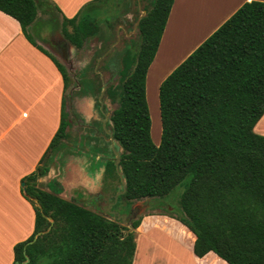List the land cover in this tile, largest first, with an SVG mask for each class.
Masks as SVG:
<instances>
[{
  "label": "trees",
  "instance_id": "16d2710c",
  "mask_svg": "<svg viewBox=\"0 0 264 264\" xmlns=\"http://www.w3.org/2000/svg\"><path fill=\"white\" fill-rule=\"evenodd\" d=\"M99 1L62 19L66 39L71 38L67 27L79 39L90 36L100 14ZM150 2L151 8L137 21L141 43L136 57L124 51L119 83L106 88V96L117 100L105 124L113 148L108 142L105 159L99 154L96 162L91 159L93 168H103L104 181L119 182L109 210L124 203L118 215L129 220L138 212L132 202L162 198L188 177L180 212L168 217L194 235V255L213 252L227 264H264V136L253 131L264 115V3H244L161 82V135L155 145L145 78L173 0ZM54 8L48 0H0V12L18 22L33 46L28 30L43 24L55 28ZM39 13L48 18L38 19ZM55 64L65 90L66 70ZM67 126L62 109L60 126L39 166L24 178L25 196L30 200L29 190L40 208L30 200L34 232L14 246L13 264H132L134 231L141 218L131 222L134 230L128 233V227L60 197L56 180V196L31 185L38 174L48 172L41 164L48 154L52 160L59 153Z\"/></svg>",
  "mask_w": 264,
  "mask_h": 264
},
{
  "label": "crops",
  "instance_id": "0c3cea01",
  "mask_svg": "<svg viewBox=\"0 0 264 264\" xmlns=\"http://www.w3.org/2000/svg\"><path fill=\"white\" fill-rule=\"evenodd\" d=\"M48 1L62 21L75 17L93 0ZM251 1L264 3V0H173L147 69L145 86L152 72L159 88L206 38ZM179 53L181 56L169 67ZM56 62L59 64L47 48L28 42L16 20L0 12V264H13L14 246L34 232L35 213L25 196L24 178L35 172L60 126L65 90ZM263 123L264 115L253 128L261 136H264ZM70 163L73 166L68 173L57 179L62 189L69 187L77 192L85 189L98 194L104 185L103 168H93L84 155ZM136 230L132 264H227L213 252L201 258L195 256L194 235L175 219L147 216Z\"/></svg>",
  "mask_w": 264,
  "mask_h": 264
},
{
  "label": "rangeland",
  "instance_id": "374dc122",
  "mask_svg": "<svg viewBox=\"0 0 264 264\" xmlns=\"http://www.w3.org/2000/svg\"><path fill=\"white\" fill-rule=\"evenodd\" d=\"M98 5L101 7L100 14L95 17L94 28L86 40L74 36L72 27H67L66 31L71 38L66 39L63 32L64 25L60 19H57L55 28L50 24H43L28 30L38 47L47 48L56 57L59 64L66 70L68 78L63 108L68 124L65 130L66 137L59 140L61 146L59 153L52 160L47 158L50 155L48 154L42 162V166L49 167L48 172L43 176L38 174L39 176L37 175L36 179L31 181V185L36 191L56 196L57 193L52 189L53 181L56 180L60 184L57 179L68 173L73 166L70 162L74 161L76 157L87 156L90 162L91 159L96 162L94 157L97 154L101 159L106 157L107 143L110 140L105 124L108 122L111 112L117 107V100L112 101L106 96V88L119 83L118 71L122 68L124 51L129 50L133 57H136L141 43L137 21L146 14V10L151 8V2L150 0H100ZM53 14L56 17L54 11ZM47 18L48 16L44 13L38 14V19L46 20ZM63 50L66 52L65 57L61 56ZM175 56L169 67L181 54ZM156 82L157 78L155 79L151 72L145 87L147 88L146 100L151 123L150 136L155 145L159 143L161 135ZM260 127L258 126V129L262 128ZM188 182L189 178L187 177L162 198L132 202L131 208L137 209L138 212L135 211L136 213L132 214L129 220L125 218L124 221L118 215V211L124 212V203H121V208L119 206L112 211L109 210L112 205L111 198L114 189H119V182L116 180L104 181V185L97 192L98 194H90L93 191L88 192L85 189L77 192L69 187L64 190L60 184L63 195L61 192L59 196L91 211H96L121 226L128 227L133 220L138 218L143 220L147 216L177 215L180 212L179 199ZM30 194L28 190L27 196L32 204L36 208H40L37 200ZM134 233L136 237L138 231L135 230ZM146 243H149L148 240Z\"/></svg>",
  "mask_w": 264,
  "mask_h": 264
},
{
  "label": "water",
  "instance_id": "95a60500",
  "mask_svg": "<svg viewBox=\"0 0 264 264\" xmlns=\"http://www.w3.org/2000/svg\"><path fill=\"white\" fill-rule=\"evenodd\" d=\"M104 91V88L102 90V92ZM110 142H111V147L113 148V139L112 137L110 136ZM116 154V159H115V167H116V170H118V163H119V157H118V154L116 152H114ZM21 187H24V182L21 183ZM124 192V183H123V190L121 193ZM120 193H118L116 196H115V201H116V198L117 196L119 195ZM36 201V200H35ZM114 201V202H115ZM121 219L122 221H124L125 217L124 216H121ZM48 220H50V218H48ZM134 230V228L131 226V225H128V233L132 232ZM28 262L27 258H26V261L25 263ZM17 264V263H16Z\"/></svg>",
  "mask_w": 264,
  "mask_h": 264
},
{
  "label": "bare ground",
  "instance_id": "6f19581e",
  "mask_svg": "<svg viewBox=\"0 0 264 264\" xmlns=\"http://www.w3.org/2000/svg\"><path fill=\"white\" fill-rule=\"evenodd\" d=\"M206 17H207V15H206Z\"/></svg>",
  "mask_w": 264,
  "mask_h": 264
}]
</instances>
